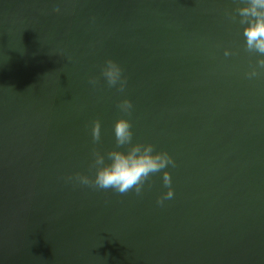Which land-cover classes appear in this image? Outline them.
<instances>
[{"label":"water","instance_id":"water-1","mask_svg":"<svg viewBox=\"0 0 264 264\" xmlns=\"http://www.w3.org/2000/svg\"><path fill=\"white\" fill-rule=\"evenodd\" d=\"M238 3L0 0V264H264V76ZM122 99L133 142L176 162L139 196L67 180L115 147Z\"/></svg>","mask_w":264,"mask_h":264},{"label":"clouds","instance_id":"clouds-1","mask_svg":"<svg viewBox=\"0 0 264 264\" xmlns=\"http://www.w3.org/2000/svg\"><path fill=\"white\" fill-rule=\"evenodd\" d=\"M54 11L59 14L61 9L57 7ZM227 15L232 22L243 26L244 51L258 57L255 65L245 74L246 78L252 80L264 76V0H239L238 6ZM233 54L231 49H225L226 57ZM123 72L118 62L108 59L102 67L101 76L108 87H116L118 92L123 93L128 84ZM100 83L99 77L89 78V84L93 88ZM117 107L124 115L114 124L115 147L106 153L93 148L90 170H94V177L75 173L67 177V180L97 190L111 189L118 194L135 190L139 196L145 190L146 184L149 188L152 187L153 176L169 166L174 168L176 162L167 151H157L152 143H134L132 121L126 118L133 114V103L130 99H122ZM91 134L93 144H99L102 140V123L99 119L92 123ZM162 181L167 191L157 199L159 205L175 195L169 171L163 172Z\"/></svg>","mask_w":264,"mask_h":264}]
</instances>
